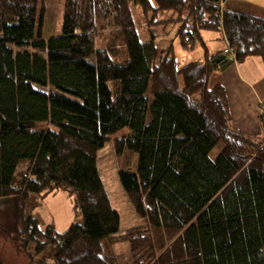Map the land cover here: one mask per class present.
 Segmentation results:
<instances>
[{
    "label": "trees",
    "instance_id": "1",
    "mask_svg": "<svg viewBox=\"0 0 264 264\" xmlns=\"http://www.w3.org/2000/svg\"><path fill=\"white\" fill-rule=\"evenodd\" d=\"M36 1L0 0V242L29 264H118L106 241L127 242L130 264H264V111L261 135H243L209 87L231 63L264 65V19L225 0H64L60 34L43 39ZM131 3L154 21L171 11L154 24L174 25L185 51L205 22L228 48L179 68L172 44L139 40ZM108 140L137 156L118 174L146 220L121 235L96 164ZM63 192L75 221L60 233L28 199Z\"/></svg>",
    "mask_w": 264,
    "mask_h": 264
},
{
    "label": "rangeland",
    "instance_id": "2",
    "mask_svg": "<svg viewBox=\"0 0 264 264\" xmlns=\"http://www.w3.org/2000/svg\"><path fill=\"white\" fill-rule=\"evenodd\" d=\"M232 3V7L239 13L251 14L253 16H259L251 13V5L254 8L260 9L264 13V0H228ZM226 7H229L227 0L223 1ZM63 3L64 0H37V16L36 30L41 33L43 39L50 37H56L60 34L62 26L63 16ZM131 15L135 22V27L138 32L139 40L146 43L150 41L153 36L156 46L159 49H165L168 45L172 44L173 55L177 60L179 68L194 61L202 62L205 59V51L210 55L217 51H221L217 46L223 47L224 41L221 36V31L217 27H209L206 22L201 28V36L204 37V41H197L192 47L191 51H185L181 49L178 39L175 38L176 27L167 23H156V20H167L172 18L171 11H167L158 15L155 18L149 15H143L141 8L134 3L130 4ZM230 8V7H229ZM251 8L249 12L246 10ZM41 22V26H40ZM208 26V27H207ZM217 45V46H215ZM219 49V50H217ZM217 50V51H216ZM121 55L115 58L117 61H124L128 59V51L125 47H121ZM180 85L183 84L181 77L179 78ZM212 86V81H209V87ZM222 149V144L218 143L214 149L210 152L209 157L215 159L218 153ZM97 155V168L101 177L102 184L104 186L107 197H109L112 208H114L121 218L119 235L125 233L132 227L143 226L146 223L145 218H139L132 207L129 204L127 196H125L122 185H120L118 172L134 171L137 164V156L131 152L124 155H116L113 149V142L108 140L106 145L100 149ZM28 209L35 211V216L38 218L42 225L53 223L58 232L63 233L69 226L75 221L74 212L71 206V199L67 198V194L58 193L48 195L42 199L41 204L39 200L35 199V195H30ZM80 222V219H76ZM102 253L106 256L114 255L118 264H130V251L127 242H121L117 244L108 243L107 241L102 245ZM264 252V248H263ZM0 257L3 259V264H29V259L21 249L17 248L13 244L0 242Z\"/></svg>",
    "mask_w": 264,
    "mask_h": 264
},
{
    "label": "crops",
    "instance_id": "3",
    "mask_svg": "<svg viewBox=\"0 0 264 264\" xmlns=\"http://www.w3.org/2000/svg\"><path fill=\"white\" fill-rule=\"evenodd\" d=\"M227 2L230 8L226 7L225 3L224 8L237 11L232 7L231 2L228 0ZM251 8H247L248 11L245 12L248 13L251 9L252 14H257L264 19V13L260 9L252 5ZM202 38L204 41V37ZM223 41V47L221 44L220 47L213 44L224 51L228 47L225 39ZM209 81H212L211 87L217 84L224 87L229 103L231 125L243 135L260 136L262 133L260 118L264 111V65L261 58L249 57L242 63H231L225 67L224 71L214 73Z\"/></svg>",
    "mask_w": 264,
    "mask_h": 264
}]
</instances>
